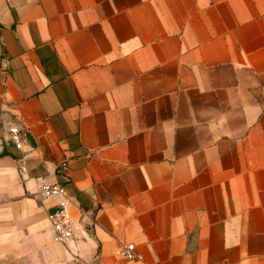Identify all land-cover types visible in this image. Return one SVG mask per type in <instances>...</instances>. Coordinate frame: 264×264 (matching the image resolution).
Listing matches in <instances>:
<instances>
[{
  "label": "crops",
  "instance_id": "obj_1",
  "mask_svg": "<svg viewBox=\"0 0 264 264\" xmlns=\"http://www.w3.org/2000/svg\"><path fill=\"white\" fill-rule=\"evenodd\" d=\"M0 264H264V0H0Z\"/></svg>",
  "mask_w": 264,
  "mask_h": 264
},
{
  "label": "built area",
  "instance_id": "obj_2",
  "mask_svg": "<svg viewBox=\"0 0 264 264\" xmlns=\"http://www.w3.org/2000/svg\"><path fill=\"white\" fill-rule=\"evenodd\" d=\"M10 138L14 142L17 149H21L23 139L21 131L18 127H12L9 131ZM25 162L22 161V169ZM39 194L46 200L56 201V207L51 210L48 215V221L53 229L54 240L56 242H66L72 240L75 236L74 227L69 216V208L73 204V200L63 186L41 183L39 185ZM135 246L127 245L123 255L127 258H134ZM140 258V256H137Z\"/></svg>",
  "mask_w": 264,
  "mask_h": 264
}]
</instances>
